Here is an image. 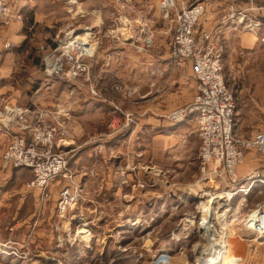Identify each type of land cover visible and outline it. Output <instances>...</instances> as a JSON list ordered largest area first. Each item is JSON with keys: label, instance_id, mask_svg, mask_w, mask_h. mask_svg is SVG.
Returning <instances> with one entry per match:
<instances>
[{"label": "rangeland", "instance_id": "obj_1", "mask_svg": "<svg viewBox=\"0 0 264 264\" xmlns=\"http://www.w3.org/2000/svg\"><path fill=\"white\" fill-rule=\"evenodd\" d=\"M4 1L13 10V13L16 12L22 17L21 21L14 22L7 27L0 26V32L6 30L8 27H18L19 31L24 36L23 42L19 44L12 45L6 40L2 44V50L5 53L10 52L13 54L10 61V65L12 66L10 80L15 86L19 85L21 87V98L23 101L21 103L22 105H26L19 108H25L28 110H36V108L42 110H54L56 107L65 108L70 112L69 120L67 122L68 138L70 137L73 126L77 127L75 124L76 121H80V116L84 114V123L86 124L87 134L74 136V146L78 148L76 153L82 155L87 154L90 151L89 153L97 158L92 162L104 164L103 168L101 167V174L106 177L108 174H111L110 177L115 176V178L111 180L112 184L108 186L110 190L105 192L104 190H107L105 189V184L107 183L105 181L107 178L103 179V177L98 174L97 188H92L94 185L90 184V182L96 177V174L94 172H89L91 181H88L85 184V181L82 178L83 175H80L82 172L77 170V168H81L80 161L79 163H74L75 160L73 161L72 159L70 161L68 153V170H70L71 180L73 181L68 182L64 179H59L53 183H49L46 189L47 197L43 198L40 190L28 187V183L32 179L31 171L25 168L14 169L4 166L1 154L0 161L3 171L6 169H12V172H15V175H18L20 178L19 182L22 185V191L19 194H15V197L10 198L17 199L20 196V199L22 200L21 218H23L24 209L28 206V197L31 196L30 200L35 202L34 207L36 208H34V210L36 212L32 214L33 218L30 221L31 227L29 233H27V237H29L30 233L31 235L27 242L31 243L30 239H33L34 243L32 245L36 247V249L33 250L35 252L33 256H27L26 259H23L27 261H23V257L13 255L11 249L5 250L4 253H0V264L51 263L50 259L53 258V255L55 256V259L59 260L60 264H110L114 256L117 254L121 255L118 257V260H113V264H149L155 255L163 252H166L170 256L171 264H176L174 259H179L178 264H196L199 258L195 260L196 257L193 254V246L201 242L197 239V236L191 232H188L186 237H184L182 230L178 225L182 224V221L180 220L187 217L184 215L189 213L197 203H195L192 198H187L180 203L178 208H173L175 202H180L179 197L182 195L187 196L183 193L184 191H198L196 187H189V184H191L195 178H191L186 182L181 181L183 178L180 176L179 168L174 166V162L177 161L162 160L159 159L156 154H153L154 152L159 151L154 144L156 141L154 135L157 133L155 126L151 125L148 136H143L141 139L139 136V117H137L133 111H126L130 104L127 106L122 104L123 101L121 100V97H124L130 103H133L132 105L140 99V83L142 80L138 79L134 81L125 78L126 76L122 75L123 72L118 67V75L114 78L111 85L112 92L110 93V97L107 95V101L110 100L109 102H111V105L108 104V102H105V104H103L104 106L99 108V105L96 104H100L99 101H102L103 98L102 95L99 96L97 81L93 79V54L91 57L85 58L84 60L88 66L86 74L79 75L77 78L72 79L69 82L57 79L54 76L49 78L46 74V70L49 69L55 58L60 55L62 50L60 45L66 41L70 42L75 39L79 40L77 39V36L80 34L78 32L80 30L77 29L80 27L82 28L86 18L84 15V18L81 17L83 12H81L77 6V2L74 0L73 9L65 11L62 8V2H58L55 5L51 3V0H38V5L42 9V11H37L41 13H39V17L42 20V22H40L35 19L32 14V12L35 11H30L29 6H24L19 9L18 7H14L11 0ZM117 1L118 0H112V2H110V0H100L102 5V15H104L103 22L106 23V26L108 27L107 34L114 40L119 41L124 47H127L126 50H129L134 55H145L150 58L159 55L160 49L158 48V40H163L164 38L163 35L157 37L156 29L161 28V23L167 22L168 26L167 24L166 26L168 27V30L171 28V35L169 36L172 39L173 26L171 21L163 20L159 17V0L155 14L154 11H144V7L137 9L133 4L134 0H132V4L136 11H131L128 15L123 17L120 15L119 11H115ZM196 1L205 6L202 0H189V2ZM243 2L244 5L246 4L245 8L240 9L239 7ZM254 2L264 5V0H232L231 3H228L227 8L230 13H232L231 11H235V15L239 13L237 11H264V7H257ZM122 18H125L130 22L129 26L125 27L119 24V19ZM259 19L260 20L253 19L261 25L259 27L258 35L256 36L252 32H248L257 38V43L260 48L258 47L259 49L258 52H256V57L259 58L257 61L262 62L261 64H258L260 72H264V46L260 41V37H264V31L262 30V28H264V22L261 18ZM142 24H145L147 28L153 32L154 44L149 49L139 51L135 46L123 41L131 36V34L126 31L128 28L131 29L133 33L135 30L139 29ZM115 30H117V33L122 34V36L114 37L113 31ZM245 31L246 30H244V32ZM166 39H168L167 36ZM87 40L85 38L81 41L87 43ZM90 47L92 48V46ZM68 52L70 55L73 54L72 50H68ZM228 53L234 55L237 51L234 47L233 49L231 47L228 48ZM169 57L171 58L170 47ZM171 60L177 64L179 63V61H175L172 58ZM117 63H119V61L115 64ZM183 72H185L184 68H182V77L184 74ZM156 77H161L159 70L156 65H150L147 82L152 89L156 88L154 80ZM145 82L143 75V84H145ZM261 82L264 83V77H262ZM262 91H264V88H262ZM181 99L183 102V96ZM0 102L9 105L6 101L2 100V98H0ZM112 103L119 105V108L115 110ZM185 104H187V102ZM109 105L112 108H109ZM96 109L101 111H96ZM111 109L116 112L111 111ZM172 111L173 110L166 113L164 118H166V116ZM126 115H128L132 121L128 125H126ZM60 117L64 118L62 115H60L59 118ZM115 118L118 119L120 127L117 126L112 128V120ZM64 120L65 118L60 121ZM156 120L157 117H154V120L152 121L154 125ZM11 130L5 131L4 128H0V132L2 133H9ZM15 133H11L9 135L10 138ZM146 147L149 151L150 157H155V160L151 159L148 162V164L152 162L149 166H155L162 163L163 165H168V167H165V169H169L168 172L165 173L162 179L157 180L156 177L154 179V177L150 175V172L145 174L142 169V167L150 169L151 166L149 167L148 164H134V167L136 168L135 174L131 173L130 179L132 180H127V184H123L121 179L127 178V173L129 172H127V166L116 167L119 165H114L116 162L115 159L111 157L108 158V154L115 155L118 152H140L141 150H146ZM77 154H75L74 157H76ZM263 155H256L251 152L246 153L243 163L240 166L244 165L247 172L242 177L247 176L256 169L264 168V166H247L249 158L254 160ZM105 163L109 164L108 166L111 167L110 170H107ZM170 166L174 167L170 168ZM15 170H18L19 172H16ZM137 172L140 174L138 175ZM85 173L88 174V171ZM197 174L198 172L196 175ZM186 175H189V173L186 172ZM148 176L152 178L155 185H147L143 187L136 185L137 180H135V177L141 181L146 180V177ZM152 180L149 183H152ZM3 182H8L9 184L12 183V180L10 178V180L7 179ZM68 184L72 187L71 191H74V189L76 191L70 193L71 196L75 195L72 197L78 201L76 206L78 209H74V211L70 213L71 219H69L67 226L65 225V220H60V231L62 237H64V244H69V237L73 238L77 235L79 238H75L73 240L74 242L70 241L71 243L73 242L72 246L66 245L68 249H70L69 254L66 256L61 250L54 248L57 236L54 226L57 223L56 204L59 200V193L63 188L67 187ZM32 191H35L36 196H34ZM128 193L131 198L128 197ZM204 193H208V191L204 190ZM250 195H252V192H249L246 196V206L243 207L244 211L242 210L243 208L240 207V212H245L247 209H251L256 203V200H258L257 202L264 201V199L260 198V200L255 199L251 202ZM208 197L209 195H205L203 199H198L196 201L204 202ZM236 197L238 200L240 195H237ZM234 206H236V203ZM50 209H54L51 216H49ZM79 211L85 213L86 218H79ZM139 215L140 217H138ZM189 220L190 218L185 220L186 227L194 224ZM8 222H12L11 214L6 215V223ZM227 228L229 231L234 232L235 235L230 238L231 240H229V244L231 245L235 239V243L236 241L242 243L244 245L243 247L247 249L246 255H240L236 254L235 251L233 252L230 246L229 256L234 257L229 264H251L252 259L250 251L258 245H263L261 247H264V241L261 239L257 240L254 232L244 230V228L242 230L234 222L232 224H227ZM192 229L193 228L191 227L190 230ZM42 231H48L51 233L53 235L52 240L48 241L42 234ZM176 236H179L178 240L175 239ZM12 243L14 242L0 241V246H10ZM202 246L203 243L196 245V248ZM181 248L184 249L183 252H180ZM217 258L218 259H215V257L206 255L202 257V259L206 260L201 263L199 262V264H207L209 260L219 262L222 257L220 256Z\"/></svg>", "mask_w": 264, "mask_h": 264}, {"label": "built area", "instance_id": "obj_2", "mask_svg": "<svg viewBox=\"0 0 264 264\" xmlns=\"http://www.w3.org/2000/svg\"><path fill=\"white\" fill-rule=\"evenodd\" d=\"M69 3L74 4V1L69 0ZM116 5L115 11H119L122 17L131 11H136L132 0H118ZM12 11L4 0H0L1 27L21 21V15ZM158 11L161 19L169 20L173 24L170 44L171 58L175 61L189 63L195 80V89L191 100L170 112L166 119L172 124L193 119L200 139L198 174L189 184V187H196L198 191H184L183 193L187 196L182 195L179 197L180 202H175L173 205V208H178L180 203L187 198H192L197 203L189 213L184 215L187 217L180 220L182 221L181 227L178 226L184 237L188 232H191L203 243L200 248H196V245L201 243L193 246L195 260L199 258L196 264H199L206 260L202 259V256L207 255L205 250L211 248L212 250L208 251L209 254L215 249V254L217 250L222 251L229 248V240L235 235L234 232L228 230L227 224L234 222L242 230L244 228V230L254 232L257 240L264 241V201L256 202L251 209L240 212L241 208L246 206V196L249 192H253L257 186L264 188V168L256 169L242 178L237 175V168L243 163L246 153L264 154V131L247 139L240 138L233 131L236 101L226 83L223 72L226 45L212 33L197 34L198 22L205 12V6L197 1L159 0ZM231 12L234 14L235 11ZM236 16L244 30L258 35L261 26L259 22L243 16L242 13H237ZM119 24L127 27L130 22L122 18L119 19ZM126 31L131 36L123 42L130 43L139 51L153 46V32L145 24L135 30L134 35L131 29L128 28ZM113 32L114 37L122 36L117 33V30ZM260 41L264 46V37H260ZM60 48H62L60 55L46 70L47 76L49 78L54 76L69 82L79 75L86 74L88 66L84 60L93 54L90 45L80 39H75L62 43ZM68 50H72L73 54L70 55ZM60 115L64 116V121L59 120ZM69 115L70 112L63 107H56L54 110L38 108L28 110L0 102V128H4L5 131L12 128L16 130L2 153L3 165L14 169H29L32 179L28 183V187L40 190L43 198L47 197L46 189L49 183L59 179L73 181L70 170H68L69 151L66 143ZM125 118L126 125L132 122L128 115ZM119 124L118 119L115 118L112 120L111 127H120ZM150 166V169L142 167L144 173L150 172L154 179L155 177L157 180L162 179L165 173L156 166ZM135 168H131V173L135 174ZM121 180L123 184H127V178ZM135 180L139 187L155 185L150 176L141 181L135 177ZM151 180L152 183H149ZM209 183H211L210 186H208ZM71 188L68 184L59 193V200L56 204L57 223L54 226V230L57 232L54 248L61 250L66 256L70 251L66 245L72 246L73 240L79 238L77 235L73 238L69 237V240L73 242L68 241L69 244H64V237H62L59 225L60 220H65L67 226L71 219L70 213L74 209H78L76 207L78 201L72 197L75 195L71 196L70 193L76 191L75 189L71 191ZM204 190L208 193H204ZM205 195H209L207 200L196 201L203 199ZM237 195H240V198L234 206L233 199ZM216 196H221L222 199ZM208 205L209 209L205 210ZM242 210L244 211V208ZM78 217H85V213L79 211ZM187 218H192L194 224L186 227L185 220ZM191 227L192 230H190ZM30 235L31 233L29 237ZM175 239L178 240L179 236H176ZM25 244L14 242L10 245L11 247L0 246V253L11 249L13 255L23 257L22 260L26 259L27 256H33L35 252ZM183 251L184 249L181 248L180 252ZM120 255H115L110 264H113V260H118ZM52 257L51 263L45 262V264H60L54 255ZM149 264H171L170 256L166 252L159 253L151 259Z\"/></svg>", "mask_w": 264, "mask_h": 264}, {"label": "crops", "instance_id": "obj_3", "mask_svg": "<svg viewBox=\"0 0 264 264\" xmlns=\"http://www.w3.org/2000/svg\"><path fill=\"white\" fill-rule=\"evenodd\" d=\"M75 1L77 2V6L79 7L80 11L83 12L81 17L84 18L85 16L86 18L82 28L80 27L77 29L80 30L78 31L80 34L77 36V39H88L87 43H89V45L92 46L94 50L92 57V74L93 79L97 81L98 84L99 96L102 95L103 98L102 101H99L100 104L97 103L96 105H99L98 107L102 108L105 102H108V104L111 103L109 102L110 100L107 101V95L110 97V93L112 92L111 85L114 81V78L118 75V67L122 70V75L126 76L125 78L132 79L134 81L141 79L140 99L134 102V105H132L133 103H130L124 97H121V100L123 101V103H121L123 105L127 106L130 104L128 110L126 111H133L134 114L139 117V136L141 139L143 136L147 137L150 126H155L157 133L154 135L156 138L154 144L157 146L159 151L154 152L153 154H156V156L162 160L177 161L174 162V166L179 168L180 176L183 178L181 181L186 182L191 178H196V173L198 172L199 168L198 151L200 139L197 135V129L194 120L187 119L181 123L172 124L168 122L166 118H164V115L169 111L181 107L186 102L188 103L195 89V80L193 79L191 65L189 63L180 62L177 64L169 57L170 46L168 45H170L171 41L169 36L171 35V28L168 30V23H161V28L156 29L157 37H159V35H163L164 38L163 40H158V48L160 49L159 55L151 58L145 55H134L129 50H126L127 47H124V45L120 44L119 41L114 40L107 34L108 27L106 26L107 24L103 22L104 15H102V5L100 0ZM202 1L205 4V12L199 21V25L197 26V34L201 35L202 32L212 33V35L223 41V43L226 45L227 50L223 57V72L226 83L231 89L236 101V114L234 117L233 131L240 138H250L256 133L264 130V91H262V88H264V83L261 82L262 77H264V72H260V67L258 64H261L262 62L257 61L259 58L256 57V52H258V49L260 48L257 43V38L248 31L244 32L243 25L241 22H238L239 19L237 16L228 11V3H231L232 0ZM11 2L14 7H18L19 9L24 6H29L30 11H35L32 12L35 19L42 22L39 17L41 13L37 12L42 11L38 5V0H11ZM58 2H62V8L65 11H69L74 7V4L69 3V0H51V3L55 5ZM110 2H112V0H110ZM157 3L158 0H134L133 2L137 9L144 7V11H154V14L156 13L155 11H157ZM245 5L243 2L241 4L242 7L240 6L239 8L244 9ZM255 5L260 8L264 7V5L261 3H255ZM237 12L242 13V15L247 18H253L257 20H260L259 18H261V20L264 22V11L262 10ZM262 30L264 31V28H262ZM166 36L168 39H166ZM5 40L12 45L19 44L23 42L24 36L19 31V28L15 26L14 28L8 27L6 30H2L0 32V98H2V100L6 101V103L11 106L23 107L26 105H22L21 103L23 102L21 98V87L19 85L15 86L10 80L12 73L10 61L13 54L10 52L5 53L2 50V44ZM231 47L232 49L234 47V49L237 51L236 54L232 55L228 53V48ZM118 61L119 63L115 64ZM150 65H156L161 76L154 79L156 88L153 89L149 87L147 82V75ZM182 68L185 70V72H183V77ZM143 75L146 81L145 84H143ZM182 96L183 102L181 99ZM110 105L109 108H112ZM112 105L114 106L113 108L115 110L119 108V105L114 103H112ZM97 109L96 111H101ZM115 110L113 111V109H111L113 112H116ZM154 117H157L155 125L152 123ZM84 119L85 116L82 114V116H80V121H76L75 123L77 127L73 126L71 129L70 137L66 142L68 145L67 150L69 151V159L70 161L71 159L73 161L75 160L74 163H79L80 161L81 168H77V170L82 172L80 175H83L82 178L85 181V184L88 181H91V172L96 174V177H94L90 182V184L94 185L92 188H97L98 174H100L99 176L103 177V179L107 178L105 181L107 182L105 184V189L107 190H104L106 192L110 190L108 186L112 184L111 180L114 179L115 176L110 177L111 174H108L107 177L102 175L101 167L103 168L104 164L92 162L97 158L91 155V153H89L90 151L87 154L82 155L76 153L78 148L74 146V136H82L83 134H87ZM15 132V129H12L9 133L0 132V157L8 139L10 138L9 135ZM75 154H77L76 157H74ZM110 157L115 159L116 162L114 165H119L116 167H123L124 165L127 166V172L129 171L127 173L128 180H132L130 179L132 172L131 168L134 167V164H148L151 159L155 160V157H150L147 147L146 150H141L140 152H118L115 155L108 154V158ZM251 159L252 158H249L247 166H264V155L254 160ZM105 164L107 170H110L111 167L108 166L109 164ZM149 164H152V162ZM155 166L164 173H167L169 170L165 169V167H168V165H163L162 163ZM174 166H170V168ZM15 171L19 172L18 170ZM87 171L88 174L85 173ZM186 172H188L189 175H186ZM246 172L247 171L244 165L237 168L239 177H242ZM137 173L138 175L140 174L139 172ZM10 178L12 183L8 184V182H3L7 179L10 180ZM19 179V176L15 175V172H12V169H6L3 171L0 161L1 242L7 241L25 244L28 241L27 233H29V229L31 227L30 221L33 218L32 214L36 212L34 210L36 207H34L35 202H33V200L31 201V196H29L27 203L28 206L26 209H24L23 218H21L22 200L20 199V196L17 199L10 198L15 197V194H19L22 191V185L19 182ZM208 185L210 186L211 183ZM32 192L34 196H36L35 191ZM129 193L127 195L129 198H131ZM250 196L251 202L255 199H264V188L257 186ZM257 201L258 200H256V202ZM236 202L237 197H235L233 200V204ZM50 210L49 216H51L54 212V209ZM8 214L12 215L13 223H6V215ZM138 217H140V215ZM42 234L48 241H51L53 238V235L48 231H42ZM30 240L31 243L28 242L25 245H28L27 247L29 249L35 250L36 247L32 245L34 241L33 239ZM243 246L244 245L242 243L237 241L235 243L234 239L233 243L231 244V250L233 252L235 251L236 254L246 255L247 249H245ZM261 246L263 245L255 246L254 249L251 251L249 250L251 252V264H264V247ZM174 262L178 264L179 259H174Z\"/></svg>", "mask_w": 264, "mask_h": 264}, {"label": "bare ground", "instance_id": "obj_4", "mask_svg": "<svg viewBox=\"0 0 264 264\" xmlns=\"http://www.w3.org/2000/svg\"><path fill=\"white\" fill-rule=\"evenodd\" d=\"M216 197H218L219 199H222V197L221 196H216ZM209 207V205L205 208V210H207V209H209L208 208ZM190 220H191V222H193V220H192V218H190ZM189 220V221H190ZM255 226V225H254ZM230 246L231 245H229V248L227 247V248H225V249H223L222 251L221 250H217V252L214 254V252H215V249L213 250V252H211L210 254H208V250H212L211 248H209V249H207V250H205V254H207V256H212V257H215V259H218L217 257H222L220 260L221 261H219V262H214L213 260H209L208 261V263L207 264H229L231 261H232V258L234 257V256H229V251H230ZM246 249V248H245ZM213 253V254H212ZM214 255H218L217 257L216 256H214ZM206 256V255H205ZM202 257H204V256H202ZM230 259V260H229Z\"/></svg>", "mask_w": 264, "mask_h": 264}, {"label": "water", "instance_id": "obj_5", "mask_svg": "<svg viewBox=\"0 0 264 264\" xmlns=\"http://www.w3.org/2000/svg\"><path fill=\"white\" fill-rule=\"evenodd\" d=\"M59 119H60V120H63L64 118H63V117H60Z\"/></svg>", "mask_w": 264, "mask_h": 264}]
</instances>
